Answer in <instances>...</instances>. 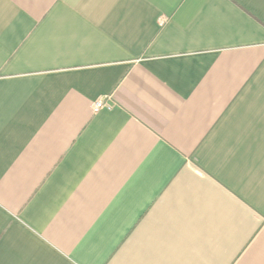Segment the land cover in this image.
<instances>
[{"label":"crops","instance_id":"crops-1","mask_svg":"<svg viewBox=\"0 0 264 264\" xmlns=\"http://www.w3.org/2000/svg\"><path fill=\"white\" fill-rule=\"evenodd\" d=\"M0 264H264V0H0Z\"/></svg>","mask_w":264,"mask_h":264},{"label":"built area","instance_id":"built-area-1","mask_svg":"<svg viewBox=\"0 0 264 264\" xmlns=\"http://www.w3.org/2000/svg\"><path fill=\"white\" fill-rule=\"evenodd\" d=\"M105 106V103H103L102 101H98L96 104H95V109H100L102 107Z\"/></svg>","mask_w":264,"mask_h":264}]
</instances>
